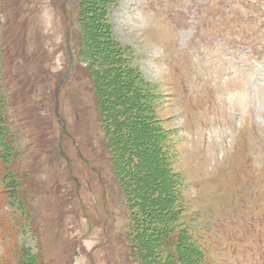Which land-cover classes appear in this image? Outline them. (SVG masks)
Returning a JSON list of instances; mask_svg holds the SVG:
<instances>
[{"label":"rangeland","instance_id":"1","mask_svg":"<svg viewBox=\"0 0 264 264\" xmlns=\"http://www.w3.org/2000/svg\"><path fill=\"white\" fill-rule=\"evenodd\" d=\"M70 2L74 9V0ZM111 2L109 33L131 50L130 63L152 92L148 100L167 134L180 178L182 224L206 250L205 264H264V72L259 67L264 68V0ZM58 3L22 0L28 25L35 26L26 30L25 39L45 43L51 75L64 73L65 67L67 37ZM11 30L21 31L17 25ZM59 102L82 154L103 170L107 211L101 186L93 191L95 202L86 184L76 195L62 159L40 154L42 172L14 173L17 193L9 204L20 209L11 220L6 219L11 213L6 214L4 226L14 222L17 239L24 233L21 241L37 264H140L126 250L132 210L111 172L107 148L102 153L104 137L88 83L68 82ZM68 156L74 175L90 179L75 162L76 152L68 150ZM4 169L0 164V213L9 201L2 194ZM29 188L36 190V199L26 204ZM17 221L29 229L23 226L19 234ZM2 230L0 220V234ZM11 241L5 231L6 251ZM3 255L0 239V264Z\"/></svg>","mask_w":264,"mask_h":264},{"label":"trees","instance_id":"2","mask_svg":"<svg viewBox=\"0 0 264 264\" xmlns=\"http://www.w3.org/2000/svg\"><path fill=\"white\" fill-rule=\"evenodd\" d=\"M64 2L71 11L75 63L71 79L78 84L87 82L93 94L96 121L104 137L100 140L102 153L107 148L114 176L132 210L131 255L140 264H205L206 250L182 224L180 178L171 163L167 134L148 100L152 92L138 68L130 63L131 50L109 33L107 5L111 0H74V9L68 8L70 0ZM13 6L15 24L27 19L22 1ZM3 12L8 13L9 8ZM25 25L26 20L20 28L23 34L20 31L17 35L0 17V164L5 165L2 180L8 193L5 186L1 187L2 194H8L4 199L8 204L16 199L14 173L29 171L32 176L40 169V154L48 159L58 154L51 113L53 84L70 66L66 60L64 73L51 75L45 43L27 42L26 30L35 26L32 22L29 28ZM18 105L24 107V114ZM29 189L26 204L35 197L33 188ZM23 226L19 225V234ZM12 230L14 226L5 230L13 237L11 264H37L33 252Z\"/></svg>","mask_w":264,"mask_h":264},{"label":"water","instance_id":"3","mask_svg":"<svg viewBox=\"0 0 264 264\" xmlns=\"http://www.w3.org/2000/svg\"><path fill=\"white\" fill-rule=\"evenodd\" d=\"M55 114H56V117H57L58 122L60 123V131H61V133H65V125H64V122L61 120V116L57 112V104H56V108H55ZM60 152H61L62 155H64V153H63V151L61 149V146H60ZM66 163L68 164V158L67 157H66Z\"/></svg>","mask_w":264,"mask_h":264}]
</instances>
